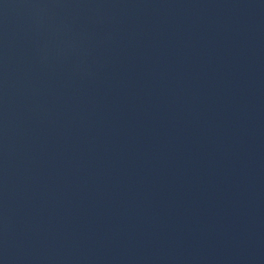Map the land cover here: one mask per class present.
I'll list each match as a JSON object with an SVG mask.
<instances>
[{
	"label": "water",
	"instance_id": "95a60500",
	"mask_svg": "<svg viewBox=\"0 0 264 264\" xmlns=\"http://www.w3.org/2000/svg\"><path fill=\"white\" fill-rule=\"evenodd\" d=\"M0 264H264V0H0Z\"/></svg>",
	"mask_w": 264,
	"mask_h": 264
}]
</instances>
